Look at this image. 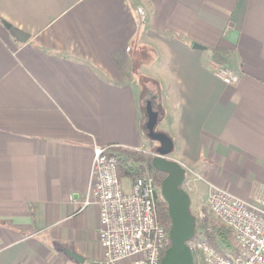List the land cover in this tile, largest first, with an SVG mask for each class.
Here are the masks:
<instances>
[{
  "label": "crops",
  "instance_id": "obj_1",
  "mask_svg": "<svg viewBox=\"0 0 264 264\" xmlns=\"http://www.w3.org/2000/svg\"><path fill=\"white\" fill-rule=\"evenodd\" d=\"M133 43L157 53L140 72L162 85L194 216L217 188L264 199V0H0V264L102 258L99 207L82 209L94 148L152 151Z\"/></svg>",
  "mask_w": 264,
  "mask_h": 264
},
{
  "label": "built area",
  "instance_id": "obj_2",
  "mask_svg": "<svg viewBox=\"0 0 264 264\" xmlns=\"http://www.w3.org/2000/svg\"><path fill=\"white\" fill-rule=\"evenodd\" d=\"M217 76L227 84L238 77L228 65ZM113 146L95 147L89 187L82 209L99 207L102 258L95 264H161L171 245L169 231L159 220L162 197L152 176H136L128 191L119 177V158ZM183 189L190 191L186 179ZM198 225V227H197ZM232 242H224L222 233ZM196 264H264V199L245 201L215 189L208 208L196 216L195 236L188 241Z\"/></svg>",
  "mask_w": 264,
  "mask_h": 264
},
{
  "label": "water",
  "instance_id": "obj_3",
  "mask_svg": "<svg viewBox=\"0 0 264 264\" xmlns=\"http://www.w3.org/2000/svg\"><path fill=\"white\" fill-rule=\"evenodd\" d=\"M5 27L22 42H26L30 38L29 34L13 28L9 24H5ZM194 48L204 49V46L195 43ZM158 122L159 113L154 110L152 102L148 101L147 136L152 141L159 143L152 165L156 170L165 174L161 182V195L167 203L171 221L169 230L171 245L165 251L161 264H196L194 254L188 245V241L195 236L196 217L191 211L190 193L183 189L186 169L182 164L169 157L174 150V142L167 133L156 130ZM67 253L77 261L84 262V259L78 254L71 251H67Z\"/></svg>",
  "mask_w": 264,
  "mask_h": 264
},
{
  "label": "trees",
  "instance_id": "obj_4",
  "mask_svg": "<svg viewBox=\"0 0 264 264\" xmlns=\"http://www.w3.org/2000/svg\"><path fill=\"white\" fill-rule=\"evenodd\" d=\"M136 45L131 44L129 52L130 57H132V53H134V47ZM213 51V57L216 62L218 63H224L223 55L226 54V50L222 47H215L212 49ZM143 60L150 62L152 59L150 56L143 54ZM225 64V63H224ZM136 75V80L139 85L141 86V99L144 94V92L149 93V87L150 84L155 85L156 92L158 93V99H159V108L157 112L159 113V121L163 118L165 112L161 104V86L158 81L151 79L149 77H146L140 73L135 72L133 69L131 70ZM152 93V92H151ZM154 95V94H153ZM152 95V96H153ZM148 101L152 102V106L154 105V100L151 98L149 100H146V113H147V103ZM145 134L147 135V131L145 128ZM152 141L151 139H149ZM110 154L115 155L119 158V168L118 173L119 177L121 179L127 178L130 180H133L136 176H152L157 185L161 187V182L165 177V174L156 170L152 165V160L154 158V154L152 152H146L143 150H137V149H131L127 147H121V146H113L110 150ZM158 213H159V220L164 226L167 228V231L170 230L171 227V221L168 213V206L166 201L161 197L158 201ZM198 227V225H197ZM222 238L224 242H232V236L228 233H222ZM194 255L197 257V254L194 252Z\"/></svg>",
  "mask_w": 264,
  "mask_h": 264
},
{
  "label": "rangeland",
  "instance_id": "obj_5",
  "mask_svg": "<svg viewBox=\"0 0 264 264\" xmlns=\"http://www.w3.org/2000/svg\"><path fill=\"white\" fill-rule=\"evenodd\" d=\"M135 45L136 46L133 49L134 50V53H132V57H131V62H132L131 63V67H130L129 71L127 72V75H128L127 78L129 80L130 79L131 80H136V75L134 74L133 71H131L132 69L135 72L142 74L140 72V69H141L142 65H144V63H147L148 62V61H145V60L142 59L143 58V54L150 56L151 59L152 58L153 59H158L157 53H156V51H155V49L153 47H151L149 45H146V44H142V43H136ZM156 64L158 65V62ZM157 70H152L151 72H153L155 75H157L158 74V71ZM159 84L161 86V94H162V91H163L162 90V85H161V83H159ZM151 98L154 100V105L155 106H153V108H154V110L157 111L158 108H159V99H158V93L156 92V87L153 84H150L149 93L148 92H144V94L142 96V99H141V109H142V114H143V118H142V128H143L144 133H146L145 132V128H146V122H147L146 100H149ZM166 128H167V124L164 122L163 119L160 120L158 122L157 126H156V130L157 131H160V130L163 131ZM147 140L152 145V147H151V150L152 151H150V152H152L153 154H155L156 153V148L158 147L159 143L154 142V141H150L149 138ZM123 182L124 183H130V180L127 179V178H125V179L123 178Z\"/></svg>",
  "mask_w": 264,
  "mask_h": 264
}]
</instances>
